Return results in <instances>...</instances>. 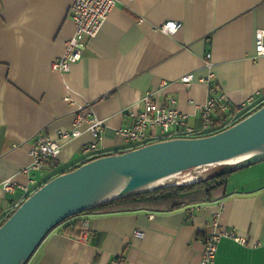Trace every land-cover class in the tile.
<instances>
[{
	"label": "crops",
	"instance_id": "0c3cea01",
	"mask_svg": "<svg viewBox=\"0 0 264 264\" xmlns=\"http://www.w3.org/2000/svg\"><path fill=\"white\" fill-rule=\"evenodd\" d=\"M75 0H0V209L24 199L6 193L1 183L30 176V151L39 136L59 139L74 127L79 113L105 121L102 145L108 154L129 151L117 130L128 124L127 110L153 93L159 103L176 99L187 123L202 129L199 107L208 85H184L195 72L206 76V56L222 90L240 104L264 92V57L255 59L256 32L264 29V0H123L109 13L101 31L88 40L80 62L66 73L52 63L61 58L76 32L71 16ZM182 23L169 35L160 27ZM166 83V85H164ZM83 134L61 142L55 172L31 173L38 189L52 178L85 163ZM151 216H154L151 218ZM0 213V224L5 220ZM77 218L90 222L83 243ZM237 232L242 244L223 238L215 264H264V161L241 168L216 189L209 201L173 211L148 209L89 211L56 227L28 264H201L211 223ZM145 235L138 238L135 230Z\"/></svg>",
	"mask_w": 264,
	"mask_h": 264
},
{
	"label": "water",
	"instance_id": "95a60500",
	"mask_svg": "<svg viewBox=\"0 0 264 264\" xmlns=\"http://www.w3.org/2000/svg\"><path fill=\"white\" fill-rule=\"evenodd\" d=\"M247 154L200 181L264 161V106L212 135L156 142L91 160L46 182L0 226V264H28L45 238L73 217L108 202L178 186L145 191L170 175Z\"/></svg>",
	"mask_w": 264,
	"mask_h": 264
},
{
	"label": "built area",
	"instance_id": "2783aa9c",
	"mask_svg": "<svg viewBox=\"0 0 264 264\" xmlns=\"http://www.w3.org/2000/svg\"><path fill=\"white\" fill-rule=\"evenodd\" d=\"M120 1L123 0H75L71 7V16L76 26V32L67 42L65 54L52 63L54 71L69 72L75 63L82 60L88 40H92L101 31L109 13ZM181 28L182 23L177 21H167L160 27L162 32L169 35H175ZM255 39L256 54L254 58L258 59L264 57V29L257 30ZM205 67L209 70L206 76H198L192 72L181 78V82L187 86L195 83L208 85V99L199 107L204 122L202 129H195L187 123V116L175 107L176 99H169L168 103H159L155 95L149 92L127 110L130 122L117 130V136L122 139L128 149L134 150L152 143L176 138L208 136L241 122L264 106V92L262 91H257L240 104L232 103L228 94L221 89L217 81L210 55L206 56ZM85 124L88 126L87 131L93 137V141L82 150L85 160L90 161L93 158L111 155L104 151L102 145L105 121L96 116L83 117L79 113L74 127L60 131L58 140H53L48 136L37 137L30 151L32 163L22 169L23 173L30 176V183L27 185L19 183L13 177L6 178L1 183L2 189L6 193L15 194L18 190L24 193L23 200L15 203L6 211L0 209V213H5L4 219L9 218L22 202L37 190L33 188L37 185V181L31 173L39 172L44 176L52 175L56 169V160L62 151V144L59 141L68 142L80 137L84 133L83 126ZM116 153L123 152L117 150ZM153 217L151 216V218ZM75 223L80 228L76 238L83 243L88 242L92 234L89 220L77 218ZM211 226L210 233L204 239L201 264H215L218 245L223 238H231L242 244L247 242V239L237 232L221 227L217 220L213 221ZM134 235L143 238L145 233L137 229Z\"/></svg>",
	"mask_w": 264,
	"mask_h": 264
},
{
	"label": "trees",
	"instance_id": "16d2710c",
	"mask_svg": "<svg viewBox=\"0 0 264 264\" xmlns=\"http://www.w3.org/2000/svg\"><path fill=\"white\" fill-rule=\"evenodd\" d=\"M218 132L220 131L214 132L213 134ZM94 159L96 158L91 160ZM87 162L89 161H86L85 163ZM229 176L230 174H226L215 178L205 179L203 181H198L193 184L158 189L149 193L133 195L124 199L105 203L91 211L113 212L139 209L173 211L186 205L202 203L211 200L213 192L216 189L224 186ZM7 219H5L0 224V226ZM74 224L78 226L77 223Z\"/></svg>",
	"mask_w": 264,
	"mask_h": 264
},
{
	"label": "bare ground",
	"instance_id": "6f19581e",
	"mask_svg": "<svg viewBox=\"0 0 264 264\" xmlns=\"http://www.w3.org/2000/svg\"><path fill=\"white\" fill-rule=\"evenodd\" d=\"M249 155L251 154H247L245 156H240L234 159H230L228 161H219V162L197 166L189 170H186L184 172L170 175L168 177L162 178L154 182L153 184L148 186V188L145 191L150 190V189L159 188L162 186H167V185H178V186L181 185L182 186V185H188L189 183H194L196 181H200L206 178L210 173H212L213 171H215L217 168L221 167L222 165L237 163L238 161L245 159Z\"/></svg>",
	"mask_w": 264,
	"mask_h": 264
},
{
	"label": "rangeland",
	"instance_id": "374dc122",
	"mask_svg": "<svg viewBox=\"0 0 264 264\" xmlns=\"http://www.w3.org/2000/svg\"><path fill=\"white\" fill-rule=\"evenodd\" d=\"M34 193V192H33ZM85 213H87V212H85Z\"/></svg>",
	"mask_w": 264,
	"mask_h": 264
}]
</instances>
